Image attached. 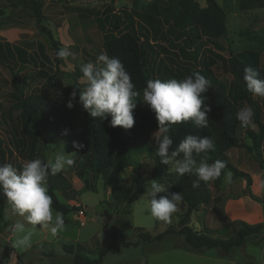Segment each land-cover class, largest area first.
Returning <instances> with one entry per match:
<instances>
[{
    "label": "rangeland",
    "instance_id": "374dc122",
    "mask_svg": "<svg viewBox=\"0 0 264 264\" xmlns=\"http://www.w3.org/2000/svg\"><path fill=\"white\" fill-rule=\"evenodd\" d=\"M151 1L140 0L135 2L134 6L142 11L141 13H147L145 11ZM103 2L99 0L89 2L90 4L60 3L57 7L51 5L46 10L42 9L45 16L42 25L50 30L60 48L68 47L75 53V58L69 57L57 66L51 43L38 26L28 2L0 0V137L7 150L8 163L20 169L22 162L26 160L40 158L47 162L49 159L54 160L55 155L60 152L71 154L75 161L72 167L61 172L67 178L70 189L57 192L59 200L70 208V212L63 215L66 220L64 229L53 236L50 233L51 225L47 228H41L40 225L34 227L23 217L13 215L7 204L3 217H0V264H76L74 256L68 251L75 254L77 246L86 243L81 253L91 259L99 257L98 251L101 247L115 246V249L105 256L102 264H151L152 253L162 245L157 242L136 244L139 241L136 229L142 228L151 234L164 232L171 225L177 227L179 215L187 210L182 200L177 206V211L172 214L171 223H165L149 214L148 198L141 199L153 180L156 144L152 134L158 131V125L142 124V114L149 107L142 101L143 93L136 97L137 107L133 112L135 124L131 133L132 156L137 170L132 167L119 169L114 166L110 169V176L119 177L124 183L130 184L138 174L142 175L146 179L143 183L144 194H134L123 204L116 203L110 194V182L100 175L96 176L90 168L84 166L83 150L75 152L74 142L81 143L83 138L82 116L78 109L84 108L79 103L78 91H83L86 86L82 76L76 74L81 71L82 64L95 63L101 53L106 54L103 34L94 22V11ZM197 2L201 7L207 6L206 0ZM217 2L227 13V35L215 42L208 39L199 42L195 49L197 59L182 57L179 47L183 41L175 43L173 39L171 42L158 39L156 44L167 49L165 53L160 52L163 56H172L180 63L197 65L204 59L207 62L213 61V73L225 84L229 98L239 110L248 103L240 92L237 76L229 68L228 59L230 52L238 54L264 78V9L241 11L238 9V0ZM118 5L123 7L124 2L120 0ZM159 9L163 17L171 19L180 14L179 8L167 0L160 4ZM136 23L139 32L149 29L144 26L140 17ZM73 91L77 92V96L72 101L74 107L70 109L67 104ZM29 95L43 96L66 114V120L61 115L55 116L54 124L49 129L47 148L42 145V141L31 135L24 125L20 111L14 109L23 97ZM253 98L260 104L264 122V98L254 95ZM249 129L258 131L256 125L254 128L239 126L238 137L241 142L251 143L247 135ZM216 153L215 147L214 151L203 153L197 162L207 159L209 163ZM227 153L237 168L250 174L252 185L249 186L245 179L234 177L232 184H224V172L228 171L225 170L218 179L208 182L213 194L222 195L225 201L245 198L262 206L264 210V171L245 149L234 148ZM169 168L168 165L164 175L157 179L169 189L168 193H160L158 197L171 192L179 193L175 184V173H171ZM85 181L87 186L83 187ZM203 207L191 215L195 227L204 221L202 216L207 210L204 214H199ZM81 209L85 211V217L79 214ZM17 221L23 222L26 230H34L32 246L27 250L14 249L11 245L17 239V234L12 230V225ZM230 227L229 233L220 231L219 236L215 237L232 236L234 227L232 224ZM174 238H169L162 244L172 245L176 242ZM253 238L254 236L250 240ZM261 240L259 246L250 243L246 245L247 253L254 255L253 264H264V236ZM121 242L134 245L124 247L120 245ZM243 261L248 263L247 260Z\"/></svg>",
    "mask_w": 264,
    "mask_h": 264
},
{
    "label": "trees",
    "instance_id": "16d2710c",
    "mask_svg": "<svg viewBox=\"0 0 264 264\" xmlns=\"http://www.w3.org/2000/svg\"><path fill=\"white\" fill-rule=\"evenodd\" d=\"M30 9L34 12V17L41 30L47 35L52 50L55 54L57 66L63 63V59L56 56L60 48L54 36L45 28L42 23L45 16L42 13L43 3L39 0H26ZM165 0H152L148 6L147 13H141L133 6L132 9L123 8L115 12L114 0L105 4V10L95 12L94 22L103 34L104 50L109 57H117L124 64L126 70L130 73L132 81L135 84V90L140 94L146 87V81L149 79H177L181 80L191 75L193 71H199L210 82L211 86L205 93L207 99L205 103L211 108L208 113V127L196 126L193 122H183L173 125L169 135L173 138L174 149L179 142L188 134L198 137H208L211 135L214 139L217 153L209 160L213 163L220 159L226 161L227 168L233 173L234 178L245 179L249 186L252 185L250 174L237 168L225 155L231 149H245L251 158L264 171V122L259 102L253 95L247 91L246 83L243 79L244 69L250 66L248 61L238 54L230 52L228 59L229 68L237 76L240 83V92L248 105L253 109V122L258 127V131L247 130L248 139L251 143L241 142L238 137L240 122L236 118L238 108L229 98L225 84L213 73L212 65L214 62H207L205 59L197 65H188L180 63L172 56H163L160 52H167L162 45L156 44L158 39H165L171 42L183 41L179 47L183 58L197 59L196 46L199 42L210 40L215 42L217 39L224 38L227 35L226 19L227 13L219 5L217 0H206L207 6L201 7L197 0H167L175 4L180 14L177 18L171 19L163 17L160 13V4ZM227 1V0H224ZM238 9L241 11H250L264 9V0H238ZM141 18L145 29L139 32L137 19ZM166 29V30H165ZM156 39V40H153ZM156 41V42H154ZM176 47V46H175ZM162 55V56H161ZM76 75L82 76V72ZM78 91V90H77ZM80 91H78L79 93ZM20 111L24 125L29 129L31 135L42 141V145L47 148L49 142V129L54 124V118L57 115L66 117V114L52 105L48 99L39 95H29L23 97L14 107ZM82 116L83 138L85 147L83 156L84 166L90 168L96 176H102L110 182V194L112 199L123 204L134 194H144L143 183L146 179L138 174L130 184L124 183L119 177H111L110 169L114 166L119 169L132 167L137 170L133 160V141L131 133L133 128L124 129L123 127H110L111 116L106 120L94 118L82 108L78 109ZM142 124L158 125L155 113L150 106L142 114ZM171 151V149H170ZM203 153L194 154L198 160ZM153 179L161 178L168 168V165L160 163L159 156H154ZM0 163H8V154L0 137ZM223 170V171H225ZM177 191L182 193L183 202L187 206L185 213L179 215L178 226H169L164 232L151 234L142 228H137L139 241L154 243L163 240L170 234L182 235L185 238L187 248L191 250L202 249H220L225 254H230L234 249L243 246L249 237L259 235L264 232V222L256 225H249L242 221L233 222L234 233L228 238L214 237L208 230L197 231L191 226V215L201 206H208L213 200L211 188L207 183L200 181L198 188H193V183L197 180L194 174H185L183 176H174ZM87 186V182L83 187ZM49 195L52 196V208L55 211L67 215L70 208L67 204L61 202L57 192L70 189L67 178L62 174L49 175L48 177ZM7 209L6 198L0 193V217H3ZM65 220V219H64ZM66 221V220H65ZM66 223V222H65ZM87 243L78 245L76 253L68 251L74 256L76 264H102L105 256L113 249L114 245L103 246L99 249V257L91 259L84 256ZM122 246L130 247L134 243L121 242ZM119 249V248H118Z\"/></svg>",
    "mask_w": 264,
    "mask_h": 264
},
{
    "label": "clouds",
    "instance_id": "9594fccd",
    "mask_svg": "<svg viewBox=\"0 0 264 264\" xmlns=\"http://www.w3.org/2000/svg\"><path fill=\"white\" fill-rule=\"evenodd\" d=\"M56 56L67 60L69 57L75 58V53L68 47H61ZM81 72V79L86 81V86L79 92V103L89 115L102 121L111 116L110 127L131 129L135 124L133 112L137 107L136 97L140 93L135 90L132 77L121 60L101 53L95 63L82 64ZM243 79L250 94L264 98V78H261L257 69L245 67ZM210 86L211 82L201 72L193 71L181 80L149 79L143 89L142 101L150 106L158 122V131L152 134L156 144L155 154L159 156L160 163L170 166L171 173L178 176L194 174L197 180L193 183V188H198L200 181L207 183L218 179L227 168V163L217 159L210 164L207 159L197 162L194 158V154L215 150L212 137L201 138L188 134L173 149L174 141L169 132L173 125L188 121L199 127H208L211 108L205 103V93ZM76 96L77 92L73 91L68 108L74 107L72 101ZM253 116L254 111L248 105L241 107L236 113L242 127L254 128ZM73 147L75 152H80L85 145L74 142ZM74 163L72 155L65 152L57 153L54 160L49 159L47 162L40 158L26 160L22 162L20 169L9 163H0V193L6 198L11 213L23 217L34 227L40 225L41 228H47L51 225L50 233L53 236L62 231L65 220L62 213L52 208L48 177L65 171ZM223 183H233V173L230 170L224 172ZM168 190L159 180L153 179L146 194L141 197L149 200V214L165 223H171L172 214L183 200L182 193L176 192L158 197V194L168 193ZM12 230L17 234V239L11 244L14 249L27 250L32 246L34 230H26L25 224L19 221L12 225Z\"/></svg>",
    "mask_w": 264,
    "mask_h": 264
},
{
    "label": "crops",
    "instance_id": "0c3cea01",
    "mask_svg": "<svg viewBox=\"0 0 264 264\" xmlns=\"http://www.w3.org/2000/svg\"><path fill=\"white\" fill-rule=\"evenodd\" d=\"M43 3V10L48 9L51 5L55 7L59 6L60 3H86L95 2L99 0H39ZM103 4L97 8L94 12H102L105 10V4L110 0H103ZM120 0H114L115 12L123 8L129 10L133 8L135 2L140 0H121L124 2L123 7H119L118 2ZM151 1V0H148ZM90 4V3H89ZM92 4V3H91ZM206 7V6H205ZM54 12V11H53ZM212 192V190H211ZM213 195V200L210 205L204 206L199 210V214H204V221L200 223V226L195 227L193 220H191V226L197 231L208 230L212 236H219L220 231L229 233L230 225L236 221H242L249 225H256L264 222V210L263 207L257 205L255 202L248 199H229L225 201L222 195ZM220 199V201H218ZM228 199V198H227ZM201 211V212H200ZM198 212V211H196ZM233 231L232 229H230ZM230 231V232H231ZM264 236V232L259 235H254L252 240L248 238L246 243L234 249L230 254H225L220 249H202V250H191L187 248L185 238L182 235L170 234L163 240L157 242L162 245L157 251L152 253L150 261L151 264H253L255 260L254 255L247 253V243L258 245L261 244V237ZM175 237V243L172 245H163L164 241L169 238ZM222 238V237H220ZM156 243V242H154ZM238 257V259H237ZM264 257V256H263ZM243 260H247L248 263H243ZM148 264V263H147Z\"/></svg>",
    "mask_w": 264,
    "mask_h": 264
},
{
    "label": "built area",
    "instance_id": "2783aa9c",
    "mask_svg": "<svg viewBox=\"0 0 264 264\" xmlns=\"http://www.w3.org/2000/svg\"><path fill=\"white\" fill-rule=\"evenodd\" d=\"M77 207H78V208H82L80 205H77ZM84 212H85V211H84L83 209L79 210V214L85 217Z\"/></svg>",
    "mask_w": 264,
    "mask_h": 264
}]
</instances>
